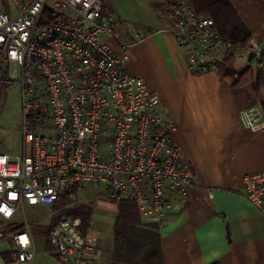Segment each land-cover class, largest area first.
I'll return each mask as SVG.
<instances>
[{
  "label": "built area",
  "instance_id": "built-area-1",
  "mask_svg": "<svg viewBox=\"0 0 264 264\" xmlns=\"http://www.w3.org/2000/svg\"><path fill=\"white\" fill-rule=\"evenodd\" d=\"M169 7L168 31L195 74L218 72L230 54L254 51L257 67L264 64V44L222 35L193 0H172ZM122 25L103 0H8L0 7V127L23 134L22 154L0 150L2 218L11 219L25 204L76 201L88 187L96 198L134 202L142 220L160 228L188 203L195 175L173 137L175 120L108 43L113 38L126 50L148 33L132 27L127 38ZM11 84L20 86L22 116L7 121L1 108ZM239 116L250 129L264 126L258 108ZM243 194L264 212V170L244 176ZM81 227L71 208L52 228L50 242L62 264L100 258L95 236ZM5 238L0 229V246ZM35 254L26 226L0 250V264L32 262Z\"/></svg>",
  "mask_w": 264,
  "mask_h": 264
},
{
  "label": "crops",
  "instance_id": "crops-1",
  "mask_svg": "<svg viewBox=\"0 0 264 264\" xmlns=\"http://www.w3.org/2000/svg\"><path fill=\"white\" fill-rule=\"evenodd\" d=\"M170 1L103 0L106 9L123 19L125 37L130 38L132 27L148 33L125 51L113 38L108 43L125 59L128 70L160 95L176 123L173 137L194 169L188 203L178 205L159 227L164 264H264V212L243 194L244 176L264 170V126L250 129L239 116L243 109L258 108L264 117V64L258 68L253 59L230 54L233 73L224 74V61L218 72H192L186 54L168 31L166 11L156 5L170 9ZM227 1L251 39L264 44V0ZM90 189L95 192L88 187L81 195ZM99 201L117 214L116 202L105 198L95 196L81 203L91 205L94 212ZM20 208L30 219L14 222L16 214L0 219L21 224L20 228L29 226L36 254L32 262L23 264H62L47 232L56 213H61L57 202ZM94 225L92 215L88 232L101 250L94 264H113L114 235L108 239L104 232L94 231ZM10 241L6 239L0 250H6ZM4 257L11 261L6 252Z\"/></svg>",
  "mask_w": 264,
  "mask_h": 264
},
{
  "label": "trees",
  "instance_id": "trees-1",
  "mask_svg": "<svg viewBox=\"0 0 264 264\" xmlns=\"http://www.w3.org/2000/svg\"><path fill=\"white\" fill-rule=\"evenodd\" d=\"M195 8L199 14L210 16L215 20V24L219 32L237 42L246 44L251 40V35L240 20L236 11L227 0H193ZM172 3L169 2L168 6ZM7 5L5 0H0V6ZM157 7L163 8L168 15L169 8H165V4H156ZM167 6V7H168ZM232 56L225 58L221 70L225 73H233ZM223 72V71H222ZM62 204H71L66 198H61ZM117 214L114 220L113 235L114 246L111 250L113 264H164V255L162 249V239L160 229L156 224L145 223L142 221L137 205L130 200H121L116 203ZM76 214L82 218L81 230L84 234L87 233L93 215V207L88 204L81 203L74 208ZM61 210V211H60ZM59 211L62 212V209ZM56 213V217L47 228L48 242H50V232L57 224L60 214ZM0 229L5 230V224L1 222ZM15 225L14 223H7L6 225ZM20 230L21 224L14 226ZM52 245V244H51ZM7 260L8 257H6Z\"/></svg>",
  "mask_w": 264,
  "mask_h": 264
},
{
  "label": "rangeland",
  "instance_id": "rangeland-1",
  "mask_svg": "<svg viewBox=\"0 0 264 264\" xmlns=\"http://www.w3.org/2000/svg\"><path fill=\"white\" fill-rule=\"evenodd\" d=\"M7 2L6 7H8V0H5ZM1 7V6H0ZM124 50V49H123ZM125 51V50H124ZM22 98H21V90L20 86L18 84H11L6 88V92L4 94V105L1 108V116L6 119L7 121H10L11 119H16L22 116ZM23 134L20 128L10 129L7 128L6 125L0 127V150L4 152H8L11 154H22L23 151ZM95 192L92 191V189L87 190V192L82 196L80 195L81 200L89 201L92 200L95 197ZM78 199L76 201H73L71 204H62L60 201L57 202V206L64 210H69L71 208H75L76 205L81 204V200ZM100 200V199H98ZM103 202H95L94 203V212H93V219L95 221V225L92 227L94 231H102L104 232V235L106 238L112 239L113 236V224H114V218L116 212L113 210H110L105 208L102 205ZM107 204L109 206H113V203L110 201H107ZM27 218L26 214L24 213L23 209L18 207L17 213L14 216L12 221H24ZM142 219V218H141ZM143 221V220H142ZM144 222V221H143ZM3 225L5 224V232H6V238L7 240H11L12 235L18 231V227H15V225H6L7 222L2 221ZM146 223V222H145ZM1 228V227H0ZM20 230V229H19ZM41 231V229H40ZM2 247V246H1ZM48 251H50V248H48Z\"/></svg>",
  "mask_w": 264,
  "mask_h": 264
},
{
  "label": "water",
  "instance_id": "water-1",
  "mask_svg": "<svg viewBox=\"0 0 264 264\" xmlns=\"http://www.w3.org/2000/svg\"><path fill=\"white\" fill-rule=\"evenodd\" d=\"M254 56H255V52L252 51V52L249 54V59L252 60Z\"/></svg>",
  "mask_w": 264,
  "mask_h": 264
}]
</instances>
